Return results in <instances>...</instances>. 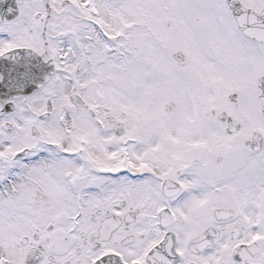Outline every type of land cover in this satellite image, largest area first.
I'll list each match as a JSON object with an SVG mask.
<instances>
[{"label":"snow or ice","instance_id":"snow-or-ice-1","mask_svg":"<svg viewBox=\"0 0 264 264\" xmlns=\"http://www.w3.org/2000/svg\"><path fill=\"white\" fill-rule=\"evenodd\" d=\"M0 264H264V0H0Z\"/></svg>","mask_w":264,"mask_h":264}]
</instances>
